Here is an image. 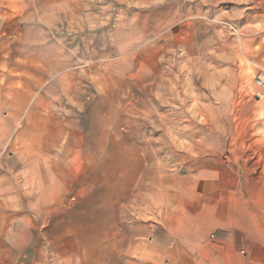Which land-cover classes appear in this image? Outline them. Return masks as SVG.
<instances>
[{"label":"rangeland","instance_id":"obj_1","mask_svg":"<svg viewBox=\"0 0 264 264\" xmlns=\"http://www.w3.org/2000/svg\"><path fill=\"white\" fill-rule=\"evenodd\" d=\"M260 74L264 0H0V264L47 168L71 264H264Z\"/></svg>","mask_w":264,"mask_h":264},{"label":"crops","instance_id":"obj_2","mask_svg":"<svg viewBox=\"0 0 264 264\" xmlns=\"http://www.w3.org/2000/svg\"><path fill=\"white\" fill-rule=\"evenodd\" d=\"M71 157V156H70ZM69 165H71V158L69 160ZM63 168V167H62ZM33 169V167H32ZM35 170V169H33ZM63 169L62 171H64ZM45 177L42 175L41 178V187L39 189V198L40 202H38V206L35 207V209L38 211V215L40 219H42V223L50 229H48V234L46 235L47 241L52 243V248L54 251L51 252H45L43 257H41L42 261L40 264H71L70 259L72 258V253L70 252H60L56 251L58 246L60 248V242L58 236H60L61 231L60 229L59 234L55 235V228H59L61 226H72L74 224L75 215L73 216V212H65L66 209H63L66 207L65 204L61 203L60 201L62 200V196H64L66 193H68L69 190V182L66 183L64 182V179H66V176L64 175L65 171L62 173L61 171L56 172L54 169L52 171L47 168L45 170ZM33 173V171H32ZM61 173V174H60ZM32 175V174H31ZM31 178V176H30ZM74 178L73 176L69 175V179ZM47 180L43 181V180ZM30 183L32 184L31 180ZM46 183V185H44ZM3 190L6 192L3 193ZM3 190L0 191V195L7 197L8 194H10V190L8 188H4ZM22 191V190H21ZM22 196H24V193L20 192ZM32 193V185H31V192L29 193V196H31ZM31 197L29 199V204H30ZM102 201V200H101ZM103 202L106 204L108 200H103ZM85 205H90V202H84ZM6 205L1 204V207H4ZM31 206V204H30ZM32 207V206H31ZM24 208V207H23ZM34 208V207H33ZM84 218H82V221L84 222ZM0 221H3L1 218ZM5 221V220H4ZM29 221H30V216L28 213H23L21 214V219L19 222V225L22 227L21 232H20V242L22 243H29L34 238L27 232H24L25 227H29ZM0 225H4L3 222H0ZM64 233V232H63ZM63 235H70V233H64ZM28 236V239L26 238ZM70 237V236H69ZM58 238V240H57ZM27 247L21 252V258L19 264H35L32 260L34 259L28 256V252L26 251ZM82 258H85L83 254H81ZM30 260V261H29ZM17 263V264H18Z\"/></svg>","mask_w":264,"mask_h":264},{"label":"built area","instance_id":"obj_3","mask_svg":"<svg viewBox=\"0 0 264 264\" xmlns=\"http://www.w3.org/2000/svg\"><path fill=\"white\" fill-rule=\"evenodd\" d=\"M257 78L259 80V82H258L259 87L264 90V76L260 74V75H258Z\"/></svg>","mask_w":264,"mask_h":264},{"label":"bare ground","instance_id":"obj_4","mask_svg":"<svg viewBox=\"0 0 264 264\" xmlns=\"http://www.w3.org/2000/svg\"><path fill=\"white\" fill-rule=\"evenodd\" d=\"M258 82H259V80H258V78H257V84H258ZM175 83V82H174ZM250 166V165H249ZM255 168V167H254ZM109 227V226H108ZM111 227V226H110ZM109 227V228H110ZM116 227V226H115ZM110 230V229H109ZM113 230H114V228H113ZM106 231V230H105ZM111 232H112V230H111ZM112 233H114V232H112ZM263 233V232H262ZM111 235V234H110ZM109 237V236H108Z\"/></svg>","mask_w":264,"mask_h":264}]
</instances>
